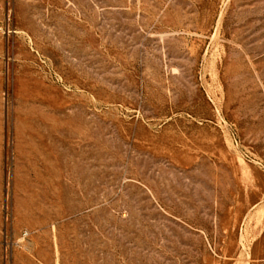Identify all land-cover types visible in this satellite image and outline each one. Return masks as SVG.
Returning a JSON list of instances; mask_svg holds the SVG:
<instances>
[{"label": "rangeland", "instance_id": "obj_1", "mask_svg": "<svg viewBox=\"0 0 264 264\" xmlns=\"http://www.w3.org/2000/svg\"><path fill=\"white\" fill-rule=\"evenodd\" d=\"M0 264H264V0H0Z\"/></svg>", "mask_w": 264, "mask_h": 264}]
</instances>
